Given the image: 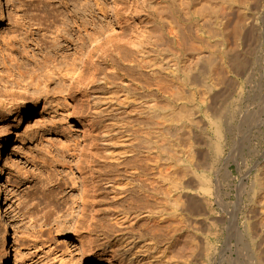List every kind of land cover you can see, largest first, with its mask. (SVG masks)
<instances>
[{
    "label": "rangeland",
    "instance_id": "obj_1",
    "mask_svg": "<svg viewBox=\"0 0 264 264\" xmlns=\"http://www.w3.org/2000/svg\"><path fill=\"white\" fill-rule=\"evenodd\" d=\"M262 61L264 0H0V264H224Z\"/></svg>",
    "mask_w": 264,
    "mask_h": 264
},
{
    "label": "bare ground",
    "instance_id": "obj_2",
    "mask_svg": "<svg viewBox=\"0 0 264 264\" xmlns=\"http://www.w3.org/2000/svg\"><path fill=\"white\" fill-rule=\"evenodd\" d=\"M89 12V22L92 24V29L90 30L91 32L88 33V38L80 39L82 40V44L81 47L78 48L79 54L88 56V59H80L81 62L79 63H81V67L79 69L74 68L71 70L72 84H74V86H76L77 88L82 83L81 76L83 68H85V70H93L96 67V58L94 55V51L95 47L98 44L97 38L99 37V33L98 31H96L95 26H93V24L95 23V20H93V18L96 15V11L95 9L91 8ZM242 24L243 16L239 15L237 22L231 29L234 38H239L241 36ZM226 27L227 25L224 26L223 30L226 32V34H229L230 31L228 30V27ZM256 30H258L259 32V29L256 28ZM58 41L59 40H57L56 42L58 43ZM86 45L88 47H86ZM61 48L67 51L70 47L66 46ZM238 65L242 66L243 62L239 61ZM212 73L213 72L211 70H208L207 74L208 78L210 77V80ZM89 74L87 75L89 76ZM258 75L259 80L257 90L262 92L261 95L256 97V101L258 103V106L256 105L257 109L253 110L252 112H247L241 109L239 112V134L237 136V140L240 159L238 162H236L237 170L240 176V179L238 181L239 192H237L238 225L232 228L231 225L228 224V226L226 227V242L224 245L225 248L223 249V257L221 259L223 260L222 262L224 264H264V67H259ZM216 126V133L218 135V139H216L218 141L215 142V153L217 151V153L221 155L224 154V148L228 145L229 142L228 133L226 132V130L230 126H228L227 128H223L220 125L218 126V124ZM258 136H262L263 141L259 146L255 147V144H253V140ZM224 158L226 174L229 178L232 176V172L230 171V165L232 161L231 156L228 153ZM90 179L91 184L93 185V175H91ZM201 192L206 195L210 193L208 179L206 178L203 179ZM207 205H210V203ZM226 212L227 221L230 222L231 213L229 211ZM116 219V224L119 225L123 224L124 221H127L128 216L122 215L120 220L118 219V217H116ZM235 238L237 241L236 245L232 243V240L235 242ZM89 245L90 249L85 251L83 258L84 261L91 262L95 260L96 253L94 251V246L91 243ZM107 262L110 263L111 259L107 258Z\"/></svg>",
    "mask_w": 264,
    "mask_h": 264
}]
</instances>
